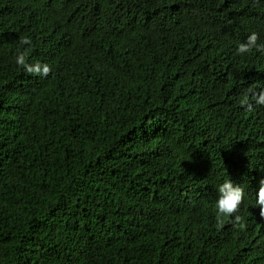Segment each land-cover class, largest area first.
Instances as JSON below:
<instances>
[{
    "label": "trees",
    "instance_id": "1",
    "mask_svg": "<svg viewBox=\"0 0 264 264\" xmlns=\"http://www.w3.org/2000/svg\"><path fill=\"white\" fill-rule=\"evenodd\" d=\"M253 32L264 0H0V264H264Z\"/></svg>",
    "mask_w": 264,
    "mask_h": 264
},
{
    "label": "clouds",
    "instance_id": "2",
    "mask_svg": "<svg viewBox=\"0 0 264 264\" xmlns=\"http://www.w3.org/2000/svg\"><path fill=\"white\" fill-rule=\"evenodd\" d=\"M258 36L255 32L248 36L246 42L238 44L236 48L237 54H248L254 49L256 51H264V45L257 44ZM19 47L15 56V64L28 74L47 76L51 71L47 64H30L27 62L28 53L31 49L32 41L28 37H21L19 39ZM27 46V47H25ZM251 95L257 105H264V91L255 93L249 89L244 93L241 104L247 102L248 96ZM248 109H252V104L248 103ZM217 198L214 202V209L218 224H222L224 218L234 217V223L240 229L245 227L242 222V218L239 215H234L238 212V209L242 201L246 198L244 189L238 185H235L231 180H226L222 184L217 186ZM255 207L259 208V215L264 219V178L259 180L258 195L255 201Z\"/></svg>",
    "mask_w": 264,
    "mask_h": 264
}]
</instances>
